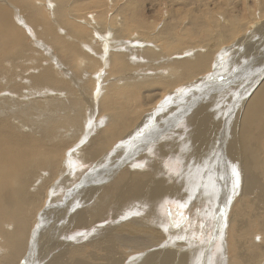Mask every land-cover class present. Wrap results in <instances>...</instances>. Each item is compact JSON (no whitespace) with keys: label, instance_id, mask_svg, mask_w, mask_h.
<instances>
[{"label":"bare ground","instance_id":"1","mask_svg":"<svg viewBox=\"0 0 264 264\" xmlns=\"http://www.w3.org/2000/svg\"><path fill=\"white\" fill-rule=\"evenodd\" d=\"M80 1H52L54 5L52 6L55 8L54 11H52V13H55L53 15L60 16L58 17L60 19H65V17L68 16L65 21L61 20V23H69L66 25H68V27L69 25L71 26L69 27L68 34L64 35H69V38L73 39L77 38L75 41L78 43H80V39L85 36L83 29H81L82 27H78L80 23L81 25L84 24L87 28L88 26L91 28V21L92 27L99 28V23L101 21L100 17L97 18V16H88L86 14L87 21L86 18H84V20L82 19L83 21L81 19L78 21L80 23L76 21L78 24L73 23L72 18L74 16H70L71 11L70 13L68 12V5L69 3L72 5L77 4L78 7ZM93 1L88 2L92 3ZM88 2L87 0L84 2L81 1V3H83L81 5H87ZM127 2L129 4L125 1V4H123L122 7L120 6L121 8L118 6L120 9L116 12L117 14L123 15L126 20L131 21V24L128 26L127 23L123 25L120 24L118 28L132 36V32L135 33L136 31L131 30V25L140 21L137 15L140 13L139 9L141 5L138 6L137 1ZM183 2L188 5V7L194 4L187 3V1ZM179 3L181 2L179 1L178 4ZM34 5H37V1ZM43 6L45 7V5ZM112 6L114 7V4ZM14 7L16 8V6ZM8 8L2 5V1H0V101H5L4 103H0V264H15L18 261L19 264L263 263L264 80H262L256 89L251 90V88L254 86L253 84L255 82H260L259 79L264 76V64H262L263 68L261 65L257 64L260 74L251 72V82L248 80L245 83L244 80L250 79L251 76H244L242 70L247 66V63H250L248 58L251 55L254 54V61L256 60L258 54L257 46L264 52V48L260 46L261 40L260 42L258 41L259 38H263L264 36V23L259 25L258 23L260 20L255 23L250 21L255 24L254 27L253 25L250 26V23H248V27H242V30H240L237 23L232 21L226 29L225 34L222 28L224 24H221L218 26L220 32L214 35L215 38L210 39L213 44L209 47L207 46L208 37L206 26L196 20H192L190 24L187 22L189 26L188 30L191 35L195 34V38L197 39V44H193L202 45L203 48H198L193 50V52L187 51L185 53L186 57L181 59L170 60L169 70L173 73V77L170 81L164 82L163 87L164 90L169 91L171 87L179 84H187L193 79L198 78L196 81L201 80L199 81L200 83L197 82L199 83L197 87L182 91L178 97L171 98L163 105H175L176 111L172 108L167 110L165 112L166 114L163 115L164 117H162L163 121L161 125H159L160 122L157 123L159 120L157 115L151 118L144 117L145 121H140L139 124L138 121L141 120V114L143 112L139 111V107L134 104L135 101H138V94L143 92L145 88H148L150 83H154V81L151 80L152 78L147 79L146 76L141 75L143 73L138 74V71L136 72L137 78L132 77L135 81L129 83V85L127 82L132 80V78H123L127 81L124 80L125 84L136 87V90L133 89V91L129 90L130 87L128 86H126L128 88L124 90H122L123 88H118L120 87L118 85L120 83L118 82V86L115 84L117 87L111 83L106 86V98L104 100L105 96H103V100H99L101 103L99 104L101 111L100 109L98 110L103 114L105 112L102 111H109L107 112V117L112 114L109 120H107L108 118L106 121L104 120L107 127L105 126L106 128L96 131L95 135L91 136V138V133H94L92 129L87 137H85L84 134H81L84 138L78 136L83 139L81 143H84V146H82L81 149H78L80 147L76 146L71 150V154L74 153L76 157L78 155V159L82 162V165H88L89 163L92 165L94 162H97L96 168L94 169L95 171L99 167L102 168L107 164L106 168L108 170L105 172L103 171V175H100L103 179L112 172H116V176L107 185L105 183L102 187H96L95 185L90 187L89 192L86 190L87 192L84 193L86 194L85 201L77 202L76 206L83 210V212L77 218H69L70 222H74L75 224V234L72 242L86 239L89 241V238H95L93 236L95 231H101L104 234L98 236V239H94L93 242L82 245L77 244L79 246H72L73 250L61 253L60 248L62 245L60 243H54L51 237L41 230L43 228L42 223L40 226L33 229H31L32 226L30 223L33 219L37 218V215L39 217L42 214L40 210L45 206L44 201L47 199L46 191L51 185L49 182L51 179L53 180L57 177L59 171L65 170L64 165H66L67 162H64L62 166L61 161L64 160L63 157L66 155L65 153L71 143L66 141L65 137L67 136L62 137V130L67 132V130L69 131V128L72 127L74 129L73 133L75 132L77 134L78 131L82 129V124L83 126L85 124L81 123V118H78L80 116L71 117L72 114L69 119L64 120L65 122L67 120L68 123L62 128H60L61 121L56 118H54V121L47 120L43 123H41V121L34 122L30 120L29 117L32 116L31 114L39 113L42 109L40 106H43V104L37 101L35 104L26 106L21 102H26L28 96L31 98L35 95H54L53 91L58 92L60 90L58 88L61 87L64 89V86L63 81H61L62 78L60 80L50 67L41 68V71L37 72L36 75L32 74L31 71H27V68L25 70L23 69L21 64L24 63L28 64L26 67H29V69L33 67L31 66L33 65L31 63L32 55L25 52L27 49V40L24 34L19 30L21 26L17 27L18 24H15L13 20L14 14H12ZM71 8H74V6ZM107 9L111 8L107 7ZM27 10L28 19L32 20V23L36 25L35 28L40 27L41 25L39 26V24L46 23V21L40 19L39 11ZM183 10L180 11L183 12ZM79 16L82 15L79 13ZM183 16L180 15L179 18ZM117 17L118 16H116V20ZM177 18L176 16V19ZM23 19L25 18L23 17ZM116 23V21L113 22L115 28L109 33L113 35V38L119 39V35L114 33L115 30L118 29L117 25L119 23ZM48 24L51 25L47 26L52 27L56 25L54 23ZM44 26H46V24ZM41 27H43V25ZM171 27L170 25L164 26L162 32L157 36L159 39L157 41L163 45L166 54L171 50L170 38L175 33L174 28ZM51 28H47L43 32V37H45V40L46 38L49 39L53 37L56 52L60 54L65 53V55L62 54V56L59 54L62 58L61 63L66 64V66L68 65L67 67L70 68L69 65H72V63L77 64L79 60V63L82 62L84 57L82 58L81 56L86 50L82 52V48L76 44H64L62 39L65 40L66 37L64 36L65 38L63 37L61 39L57 35L59 32L53 35L54 33H52V31H54L55 28ZM247 28L251 29L252 32L249 31L250 33L248 34ZM44 29L42 28L41 31ZM34 30H37V28ZM149 31L150 29L147 32ZM242 31H246V37L241 41H237V38L243 35ZM137 34L136 37L140 36L138 32ZM130 35L128 37H130ZM91 37L89 38L91 39ZM109 37L110 34L101 42L99 49L102 47L105 55L108 52L110 53L111 65L115 73H125L127 70L131 69L127 67V63L125 64L126 55L123 51L116 52V48L114 51H109L110 44L106 42L109 40ZM226 40L228 42H236L233 46L235 47L233 52L235 53L236 51L237 53L231 58L229 57L227 64H222V69L219 68V70H214L222 74V77H215L213 73L211 76L203 77L208 70L209 72L211 71L210 68L212 67L216 52H222V56L226 55L222 51L223 49L220 50V47ZM48 42H51V40ZM179 42L183 44V36H181ZM145 47L152 48L153 50V46ZM211 49L215 51L211 52ZM138 50L140 49L138 48ZM95 51H97V49ZM81 52L83 54H81ZM159 52L163 53L162 50ZM159 52L157 53L158 55H160ZM85 54L83 56L86 57ZM139 55L142 59H155V57H150L143 49L142 51L140 50ZM171 58L175 57L173 56ZM46 59L50 60V58ZM84 63L85 62L82 63V66ZM89 63L90 62H88V64ZM122 65H124V67ZM134 66L136 67L135 64ZM35 67H37V65H34L33 68ZM61 67L62 66H60V68ZM71 67H73V69L75 68L74 65ZM75 69L77 70V68ZM81 70V72H84L83 69ZM77 73H79V76L83 74H80V69ZM158 74L159 73L155 75ZM238 74L240 75L239 77ZM76 76H78V74ZM81 80H83V78ZM232 82H234L233 86L221 88L223 83L225 86H229ZM74 83L76 82L74 81ZM187 86L190 85L187 84ZM70 91L72 90H69V92ZM66 92L68 91L66 90ZM123 93L124 98L121 97ZM77 98L79 97L74 99L76 100ZM149 100L150 98L148 101ZM154 100L155 98H152V101L149 102L150 105L155 102ZM13 102L15 103L13 104ZM74 102L77 106L80 105L77 100ZM18 103L21 104L19 105ZM229 104L230 108L227 107ZM49 106L53 109L51 105ZM65 109L62 104L55 108L56 111L60 112H63ZM86 111L88 112V110ZM110 112L111 114L109 115ZM66 114H69V112L67 113L66 111ZM142 122L144 123L142 124ZM151 122L152 127H150L153 130L150 129L148 133L145 131V126ZM176 123H181V129L178 132L172 127ZM72 128H70L69 133L72 132ZM140 130H144L145 132L140 133ZM63 133L65 134V132ZM161 137H165V142L160 144V142L164 140L162 138V140L158 142L160 144L159 146H157L158 143L152 146L153 142L155 144ZM71 138L72 137H70V139ZM79 138L77 139L79 140ZM89 138L90 140H88ZM122 140L129 141L131 148H135L137 151L134 155H130V157L126 159L110 162L106 154L103 153L108 152V149L113 143ZM121 147V144L118 148L115 147L117 150L109 155L110 159L111 156L116 155ZM140 148L142 149L139 150ZM78 150H82L83 152L80 151L81 153H79ZM144 151L145 156L136 159L137 156ZM71 165L70 167H73V164ZM78 165L79 164H77V166ZM143 165L146 167L145 169L141 168ZM102 169H104V167ZM42 170L45 171L44 176L42 175ZM98 171L102 170L99 168ZM61 175L63 176L64 173ZM78 177L80 176H77V178ZM73 178L74 176L72 179ZM66 180L70 179L66 178ZM80 181L78 180V182ZM55 186L54 184V187ZM65 187L67 188V186ZM236 194H239L238 198H236ZM49 198H51V196ZM51 200L52 201H50L48 205L49 208L47 209L49 212H44L43 221L47 218L51 228L56 229L60 218L66 217L70 208L65 205L64 207L60 204H55L56 201L52 198ZM47 201H49V199H47ZM169 203H174L179 207L184 217L185 215L188 216V221L186 222L185 219L180 221L171 220L168 216L163 214L162 210L160 213L155 212V208L161 209L164 206L167 207ZM111 212L112 214L114 213V226L108 225L105 230L104 223L107 222ZM48 216H50V218H48ZM204 220H206L207 223L212 222L213 226L209 230H212V228L214 229V241L217 243L216 248L212 250L214 253L210 252V254L208 253L209 251L207 252L204 248V243L197 240V235H201V233L205 234L208 229L206 227L207 225H203L204 227L198 226L197 221ZM178 227L180 230L176 231ZM207 250L211 251V249ZM50 257L52 258L49 260ZM25 258L26 261L23 262Z\"/></svg>","mask_w":264,"mask_h":264},{"label":"rangeland","instance_id":"2","mask_svg":"<svg viewBox=\"0 0 264 264\" xmlns=\"http://www.w3.org/2000/svg\"><path fill=\"white\" fill-rule=\"evenodd\" d=\"M0 1H2V5L6 6V8H8V6H9L8 9H9V11H11L12 14H14L13 15L14 19L13 20L15 21L16 25L18 24L17 27L21 26L20 27L21 29L19 28V30L24 34V36H25V38L27 40V49H26L25 52H28L30 55H32L31 63L33 65H31V66L34 67V65H37V67H35V68L31 67V69H29V67H26V66H28V64L24 63V64H21L23 69L25 70L27 68V71H31L32 74L36 75L37 72L41 71L40 70L41 68L50 67V68H52L54 70V72L56 73V76L60 80L62 78L61 81H63L64 89L59 87L58 89H60V90L58 92L57 91H53L54 95H51V96H48V94H44V95H40V96L35 95V96L31 97V98H30V96H28V99H26V102H21L23 105H26V106H29L31 104H35L37 101L43 104V106H40L42 109L40 110L39 113L31 114L32 116L29 117L30 120L34 121V122L41 121V123H43V122H45L47 120L54 121V118H56L59 121H61L60 128H62L65 124L68 123L67 120H66V122L64 120L65 119H69L71 114H72L71 117L80 116L78 118L79 119L81 118V121H82L81 123L85 124L84 126L82 124V129H80L81 131L79 130L77 134L75 132L73 133L74 129L72 127H70V128H72V132L71 133H69L70 132V128H69V131L67 130V132L65 130H62V134H61L62 137L67 136V137H65L66 141L71 143V145L68 147V149H67V151L65 153L66 155L63 157L64 160L61 161V165L62 166L64 165V162H67L66 165H64V168H65L64 171L65 172L64 171H59V173L57 174L58 178L56 177L57 179L56 178L53 179V180L51 179V181L49 182V184L51 183V185L49 186L50 189L48 188V190L46 191V195H47L46 198L49 199V201H47V199H45V201H44L45 202V206L42 207L41 210H40V213H42V214L39 217L37 215V218L33 219L32 222L30 223V225L32 226L31 229L40 226L41 223H42L43 224V228L41 230L44 231L47 235H49V237H51V239H52V241L54 243H60L62 245V247L60 248V252L61 253H65V252H69V251L73 250L72 246H79V245H82V244H87L89 242H93L94 239L95 240L98 239V236H101V235L104 234L101 231H95L93 233V236L95 238H93V239L89 238V241H88V239H86V240H80L78 242H72V240L74 239V234H75L74 233L75 224H74V222H70L69 218H71V217L72 218H77L83 212V210H81L80 208L76 207L77 206V202L85 201L86 194H84V193L87 192V191L89 192V189H90L91 186H95L96 185V187H102L104 185V183L106 185L109 184L113 180V178L116 176L115 175L116 172H112L109 176H107V177H105L103 179V178L100 177V175L101 174L103 175V171L105 172V171L108 170L106 168L107 164H105L103 166L104 169H102L103 167L102 168L99 167L100 170H102V171H98L99 168L96 169V171H95L94 169L96 168L95 166H96L97 162H94V164H92V165L90 163L88 165H82L81 164L82 162H80V160L78 159V155L76 157L74 155V153L71 154V150H73V148H75L76 146L80 147L78 149H81L82 146H84V143L83 144L81 143V142H83V139H81V138H84V136H82L83 134L85 135V137H87L90 134L91 129H92V132H94V133H91L92 134V135H90V138H91V136L95 135L96 131H99V129L101 130V129H104V128L107 127L106 123H104V120L106 121L107 118H108L107 120H109L111 118L110 117L112 115L111 112L109 113V115L110 114L111 115L109 117H107L108 116L107 112H109V111H102V112H105L103 114V113L99 112V110H98V109H100V111H101V108H100L99 104H101L100 101L103 100V96H105L104 100L106 98V86L108 84H110V83L113 84V85H115V84L117 85L118 83H120V84H118L120 86L118 88H123L122 90H124V89L130 87L129 90L133 91V89L136 90V87L128 86V85H129V83L135 81V79L132 78V77H136L137 78V75H136L137 71H138V74L143 73L141 75L146 76L147 79L152 78L151 80L154 81V83H150L149 87L145 88V90L143 91L144 93L141 92V93L138 94L139 95L138 101H135L134 104H136L139 107V111L143 112L141 114V116H142L141 120L138 121L139 124H140V121L144 120V117H146V118L150 117L151 118V117L157 115V117H159V120H158V122L157 121L156 122L157 123L160 122L159 125H161V123L163 121L162 117H164L163 115L166 114L165 112L167 110H170L172 108V109H174V111H176L175 105H167L166 104L165 105L166 107L163 106V105L167 101H169L171 98L178 97V95L182 91L189 90L192 87L193 88L197 87L199 85V83H200L199 81L201 80L200 79V80L196 81L198 78L197 79H193L191 82L187 83L190 86H187V84H184V85L183 84H179V85H176L174 87H171L169 91L168 90L167 91L164 90V87H163V83L166 82V81H170L171 78L173 77V73L169 70L170 60L179 59V58L181 59L183 57H186L185 53L187 51L193 52V50H196L198 48H200V49L203 48L202 45L193 44V43L197 44V39L195 38V34L191 35L190 31L188 30V28H189L188 24H190L192 20L200 21L201 23H203L206 26L207 37H208L207 46H209V47L212 46V44H213V42L210 41V39L211 38H215L214 35L220 32V28L218 29V26H220L221 24L222 25L224 24L222 28H223L224 34H225L226 29L228 28V26L230 25V23L232 21L237 23V25L239 26L240 30H242V27H248V23H250V26L253 25V27L255 25L254 23L255 22H259V20H260V22L258 23L259 25L264 23V10H263L264 9V0H101V1L100 0H94V1L93 0H87V2L88 1L89 2L93 1V2L92 3L88 2V4L84 5V6L81 5V4H83V3H81V1L84 2L86 0H81V1L77 0V1H80L78 7H77V4L72 5L71 3H69V5H68V12L70 13V11H71L70 16H74L73 18L70 17V18H72L73 23L78 24V23H80L78 21H80V19L84 20V18H86V21H87L86 14L88 16L92 15V16H95V17L97 16V18H99V17L101 18V21L98 20V21H100L99 28L92 27L91 21H90V24H91L90 27L91 28H89L88 24H87L88 28L84 24H82V25H81V23L79 24L78 27L79 28L82 27L81 29H83L85 36L83 38H81L80 39L81 42L78 43L77 41H75V39H77V38L73 39V38H69L70 37L69 35H64V34H68L69 27H71V26L69 25V27H68V25H66V24H69V23H65V22H62L65 25L62 24L61 20L65 21V19L68 16H66L65 19H63V18L60 19V18H58L60 16L53 15V14H55L54 12L52 13V11H54V9H55L53 7L54 5L52 3L53 0H46V2H45V0H34V1L33 0L32 1L31 0L30 1H28V0H0ZM36 1H37V5H34V4H36ZM71 1H75V0H71ZM114 1H115V3H114ZM125 1H126L127 4H129L127 1H137L138 6L141 5L140 9H139L140 13H139V15H137V18L140 21H138L137 23H133L131 25V30L132 31H136L135 33L132 32L134 34V35L132 34V36L130 34H128V33L126 34L122 29L118 28V26L120 24L123 25L124 23H127V26L129 24H131V21L126 20L125 17H123V15L117 14V12H116L118 9H120L123 6V4H125ZM179 1L181 3L178 4ZM183 1H187V3H194V4H193V6L191 4L188 7V5H186ZM95 2H96V4H95ZM47 3L49 4V6H48ZM6 4H8V5H6ZM113 4H114V7L112 6ZM184 4H185V6H184ZM43 5H45L46 8ZM71 5L74 6V8H71L72 7ZM107 5H110V6H107ZM14 6H16V8ZM118 6L119 7L121 6V7L119 8ZM75 7H77V8H75ZM100 7H101L102 10L103 9L104 10L102 11L100 9ZM107 7H110L111 9H107ZM183 7H184V10H183ZM38 8H39V10H38ZM40 8L44 9V10H41ZM81 8L82 9L84 8V9L82 10ZM93 8H94V10H93ZM179 8H180V10H183V12H181L179 10ZM13 9H14V11H13ZM15 9H17V10H15ZM27 9H31V10L40 12V15H39L40 19H42L43 21H46V23L39 24V26L43 25V27H41V26L40 27H36L37 30H34V29H36L35 28L36 25L32 23V20L28 19L29 16H28V10ZM76 9H78V10H76ZM190 10H191V13H190ZM41 11H42V14H41ZM175 11H177V12H175ZM185 11H187V12H185ZM79 13L82 16H79ZM89 13H92V14H89ZM181 13H183V14H181ZM71 14H73V15H71ZM180 15H182V16L184 15L183 17H181L182 19L179 18ZM207 15L210 16V17H208ZM116 16H118L117 20H116ZM176 16L178 17L177 19H176ZM23 17L25 19H23ZM47 19H48V21H47ZM49 19H51V20H49ZM188 20H190V21H188ZM76 21L78 23H76ZM114 21L119 23L117 25L118 29H116L115 32H114L115 34L119 35V39L113 38V35H111V33H109L111 30H113L115 28L114 24H113ZM250 21H253L254 23L250 22ZM187 22H188V24H187ZM48 23H52V24L54 23L56 25H54V27L47 26V25H51V24H48ZM163 23H165V24H163ZM29 24L31 25V27H30ZM45 24H46V26H44ZM61 25H62L63 28L61 27ZM166 25L172 26L171 28H174V30H175L174 35L170 38V40H171V45H170L171 50L167 54L165 53L166 51H165L163 45L160 44V42L158 43V41H157V40H159L157 38L158 34L160 32H162V30L164 29V26H166ZM184 25H185V27H184ZM146 26H149V27H146ZM51 27L53 29L55 28V30L52 31V33H54L53 35H56L59 32L57 35L61 39L64 36L66 37V38L64 37L65 40L62 39L64 44L65 43L72 44V45L76 44L80 48H82V52H84V50H86L85 51L86 54L84 53L86 55V57L83 56L84 54L82 52H81V54H83V55L81 56V54H80V56L82 58L83 57L85 58V59L84 58L82 59V62L79 63V61H80L79 60L77 64H73L72 63V65H69L70 68L67 67L68 65L66 66V64L61 63V60H62L61 56H62V54L65 55V53L61 52L62 54H60V53L56 52L55 41H53V37L49 38L51 40V42H48V41H50L48 38H46V40H45V37H43V34H44L43 32L47 28L49 29ZM42 28L43 29L45 28V29L43 31H41ZM155 28H157V29H155ZM185 28H187V29H185ZM149 29H150V31L147 32ZM98 30H99V32H98ZM249 31L252 32L251 29L247 28V33L248 34L250 33ZM97 32H98V34L95 36V34ZM137 32L140 35L138 37H136L138 35ZM62 33H63V36H62ZM69 33H70V31H69ZM245 33H246V31H242L243 35L239 36L237 38V41H241L244 37H246ZM59 34H61V35H59ZM109 34H110V37L112 36L111 38H113V39H111L109 37V40L106 41V42H108L110 44L109 45L110 46V50L109 51H114V49L116 48L115 49L116 52H122L123 51V53L126 55L127 59L125 58V64L127 63L126 64L127 67L131 68V69L127 70L125 73H122V74L121 73L120 74L115 73L114 70H113V66L111 65L110 53L108 52L105 55L104 49L102 47H101L102 50L99 49V45L101 44V42H103L105 40L106 37L109 36ZM209 34H210V36H209ZM91 35H92V37H91ZM129 35H130V37H128ZM181 36H183V42H182L183 44H180V42H179V39L181 38ZM89 37H91V39L92 38L93 39L91 40ZM96 39H98L99 41L96 40ZM260 40H261V42H260ZM253 41H254V39H253ZM258 41L260 42V46H262L264 48V36H263V38H259ZM150 42H151V44L152 43L153 44L151 45ZM87 43H88V45H87ZM235 43L234 42H228L227 40L225 41V43H223V45L220 47L221 48L220 50L223 49L222 51L226 55L222 56L221 55L222 52L221 53L216 52L214 60L212 62V67L210 68L212 72L211 71L209 72V70H208V72H206L203 75V77L211 76L212 73H213V76L215 75V77H222V74H220V73H218V71H214V70L215 69L219 70V68L222 69V66L224 64L228 63L229 57L231 58L233 55H235L237 53L236 51H235V53L233 52L235 50V47H233ZM147 44H149L150 46L147 45ZM145 46H148V47L153 46V50H152V48H147ZM44 47H47V48H44ZM133 47H135V48H133ZM85 48H87V49H85ZM95 48L97 49V51H95L96 50ZM119 48H121V49H119ZM138 48L141 51L143 49L145 52H147L149 54L150 57H155V59L154 58H143L142 59L141 56L139 55L140 50H138ZM256 48L258 50V54H257L256 60L254 61V54L251 55L248 58V61L250 63H247V66L242 70V73L244 72V76H246V77L247 76H251L250 79H245L244 78L245 79L244 80L245 83L248 80H249V82L252 81V79H251L252 78V75H251L252 73L260 74L257 64H259L261 66H262V64H264V52L258 46ZM92 49H94V50H92ZM161 50L163 51V53L159 52ZM157 51L160 53V55L157 54L158 53ZM210 51L214 52L215 50L211 49ZM52 52H54V53H52ZM161 54H163V55H161ZM39 55H41V56H39ZM104 56H105V59H104ZM156 56H158V57H156ZM159 56H161V57H159ZM173 56L175 58H171ZM138 57H139V59H138ZM46 58H50V60L49 59L47 60ZM83 62H85V63L82 66ZM88 62H90V63L88 64ZM53 63H54V65H53ZM134 64L136 65V67L134 66ZM141 64H143V65H141ZM73 65H74L75 68H77V70L75 68L73 69V67H71ZM60 66H62V67L60 68ZM78 66H80V67H78ZM122 66L124 67V65H122ZM149 67H151V68H149ZM262 68H263V66H262ZM69 69H72V70H69ZM79 69H80V74L83 73L80 76H79V73H77L79 71ZM81 69H83L84 72H81L82 71ZM33 70H35V71H33ZM73 70H74V72H73ZM115 70H116V68H115ZM75 71H77V72H75ZM154 73L155 74L159 73V74L155 75ZM59 74H60V77H59ZM77 74H78V76H76ZM71 76H72V78H71ZM75 76H76V78L78 77L79 79L83 78V80H81V79L79 80L78 78L76 79ZM239 76L240 75L238 74V77ZM128 77L132 78V80H130L129 82H127L125 80V79H128ZM123 78H125V79H123ZM235 79L237 80L236 77H235ZM124 80L128 83V85L125 84ZM262 80H264V76H262V78L259 79L260 82H255L253 84L254 86H252L251 90L256 89L258 87V85L262 82ZM74 81L76 83H74ZM21 82H23V81H21ZM197 82H199V83H197ZM121 83H122V87H121ZM218 84H220V83H218ZM233 84H234V82H232L229 86L228 85L225 86L224 83H223L221 88L230 87V86H233ZM123 85L125 86V88H124ZM126 86H128V87H126ZM67 87H69V88H67ZM71 88H73V89H71ZM68 89L72 90L74 92H72V91L69 92ZM66 90L68 92H66ZM75 90H77V91H75ZM83 92H84V94H83ZM76 93H78V94H76ZM70 94H71L72 97L70 96ZM150 94H151L152 98H155V100H154L155 102L153 101L154 103H152L151 105L149 103V102L152 101V98H151ZM78 95H80V96H78ZM145 95H146V97H145ZM76 97H79V98L76 99L80 103L79 106H77V104L74 102V101H76L74 99ZM121 97L124 98V93L121 94ZM149 98H150V100L148 101ZM27 100H28V102H27ZM62 100H63V102H62ZM1 102L4 103L5 101H0V103ZM97 102H99V103H97ZM14 103L15 102H13V104ZM21 103H18V104L20 105ZM63 103H66L69 106L66 105V104H63ZM61 104L63 105L64 109L65 108L67 109V110L66 109L65 110L67 111V113L69 112V114H66L65 110H63V112L55 110L56 106L61 105ZM49 105H51L53 107V109L50 108ZM93 106H95V107H93ZM227 107L230 108V104L227 105ZM68 109H69V111H68ZM85 109L88 110V112ZM78 112L81 115L83 113L82 117H81V115ZM73 114H75V115H73ZM84 115H85V117H84ZM102 116L104 117V119H103ZM160 119H161V121H160ZM143 123L144 122H142V124ZM154 124H156V123H154ZM148 125L145 126V129H146L145 131L149 133V131H150L151 127H152L151 126L152 122L149 123ZM172 127H174L175 131L178 132L181 129V123H176ZM151 130H153V129H151ZM145 131L144 130H140V133L141 132H145ZM63 132H65V134ZM73 135H74V137H73ZM78 136H80L81 138H79ZM70 137H72L71 138L72 141H71ZM77 138H79V140ZM90 138L88 140H90ZM162 138L164 140H162ZM74 140H75V142H74ZM77 140H78V142H77ZM122 141H116L108 149L109 150L108 152H104L103 153V154H106V156L108 157L110 162L111 161H116V160L118 161V160L124 159V158L126 159V158L130 157V155H134L135 152L137 151V150H135V148H131V144L129 143V141H123V142ZM158 142H160V144L162 142H165V137H161V139L157 140L155 144L153 142L152 146L156 145ZM120 144H121L122 147L119 148V150L116 153V155L111 156V159H110L109 155L114 153L117 150L116 148H118V146ZM160 144L158 143L157 146H159ZM141 149L142 148H140L139 150H141ZM157 149H159V148H157ZM78 151H79V153L83 152L82 150H78ZM143 156H145V151L141 152V154L138 155L136 159H140ZM112 159H114V160H112ZM70 160H72V161H70ZM74 160L76 161V163H75ZM109 161H108V163H109ZM71 164H73V167H70ZM77 164H79V165L77 166ZM74 167H75V169H74ZM141 168L145 169L146 167L143 165V166H141ZM70 169H73V170H70ZM86 170H87V172H86ZM175 170H176V168H175ZM42 171H43L42 175L44 176L45 175V173H44L45 171L44 170H42ZM84 171H85V173H84ZM62 173H64L63 176L61 175ZM73 176H74L75 179L74 178L72 179ZM77 176H80V177L77 178ZM96 176H98V177H96ZM65 177L67 179H70V180H66ZM81 178H83V179H81ZM87 179H88V181H87ZM93 179H95L96 181L93 180ZM78 180L79 181L81 180V181L78 182ZM100 180H102V181H100ZM104 180H108V181H104ZM54 181H55V183H54ZM59 181L60 182L62 181V182L60 183ZM54 184L56 185L55 187H54ZM98 184H100V185H98ZM65 186H67V188ZM66 189H67L68 192L66 191ZM238 195L239 194H236V198H238ZM50 196H51V198L54 201H56L55 204H60L61 206L65 205V206H68L70 208V211H69L68 215L66 217H64V218H62V217L60 218L59 224L57 225L56 229H52L51 228V226L48 224V219L47 218L43 221V216L45 215L44 212L45 213L49 212L47 210L49 208L48 205H49V202L52 201L51 198H49ZM161 210L163 211V214L168 216V218L171 219V220L180 221L182 219H185L186 222L188 221V216L185 215V217L187 216L185 218L184 214L182 213V210H180L179 207H177L174 203H169L167 205V207L164 206L161 209L155 208V212L156 213H160ZM112 212H111L110 215L108 214L109 218H108L107 222L105 221L106 223H104V229L105 230L108 227V225L114 226V220L115 219L113 218L114 217V213L112 214ZM55 217H57V216H55ZM48 218H50V216H48ZM204 221H197L198 226L204 227V226L207 225L206 227L208 228L207 231L205 232V234L201 233V235H197V240L202 242V243H204V245H205L204 248L206 249L207 252L209 251L208 253L210 254V252L214 253L212 250H214L216 248V244L217 243L214 241V238H215L214 229L212 228V230H209L213 226L212 222L207 223L206 220H204ZM176 229H177L176 231L180 230L179 227L176 228ZM257 240H259V239H257ZM77 244H79V245H77ZM207 249H211V251L207 250ZM51 258L52 257H50L49 260ZM25 261H26V258L23 259V262H25ZM263 263H264V260H263ZM263 263H260V264H263ZM15 264H19V261L17 263H15Z\"/></svg>","mask_w":264,"mask_h":264}]
</instances>
